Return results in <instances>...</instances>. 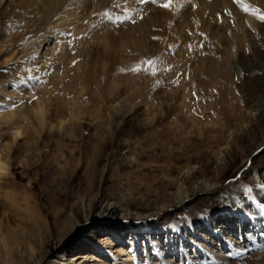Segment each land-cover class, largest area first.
I'll return each instance as SVG.
<instances>
[{
    "label": "rangeland",
    "instance_id": "obj_1",
    "mask_svg": "<svg viewBox=\"0 0 264 264\" xmlns=\"http://www.w3.org/2000/svg\"><path fill=\"white\" fill-rule=\"evenodd\" d=\"M214 1L0 0V236H20L14 264L30 247L42 264H264L261 238L247 240V213L264 216V173L249 154L264 112L249 116L242 81L204 66L221 34ZM43 100L40 129L31 110ZM201 182L218 184L217 197L202 199ZM180 185L204 212L234 199L231 229L217 217L193 226L173 206ZM106 202L131 218L100 226Z\"/></svg>",
    "mask_w": 264,
    "mask_h": 264
},
{
    "label": "bare ground",
    "instance_id": "obj_2",
    "mask_svg": "<svg viewBox=\"0 0 264 264\" xmlns=\"http://www.w3.org/2000/svg\"><path fill=\"white\" fill-rule=\"evenodd\" d=\"M210 6L216 13L218 11L217 15L219 14L220 20V27L218 28L221 34L213 33L211 35V38H214V44L213 46L211 45L212 49H210L208 53L206 52L203 55L205 56L204 66L206 70H208L212 74L223 72L227 75L228 73L229 75L237 77L240 79V81H242L241 85L238 86V88L240 90L242 89V87L246 88V90H244V92L246 93L245 101H247V104L250 105V108L248 110L249 116L253 117L254 115H256V113L264 112V22L260 21L257 16L253 15L252 13L253 10L258 9L261 14H264V0H215L214 3H212V5ZM246 7L249 9L248 11H245ZM204 9L203 11H205ZM74 14L76 15V13ZM211 24H213V22ZM213 28L215 27L213 26ZM48 41L49 39L46 40V42ZM207 44H209V42H207ZM44 48L47 47L45 46ZM65 56L69 57L70 55L67 53ZM35 106V108L31 110L33 115V119L31 121H37L38 127L40 129H43L44 126H48V124L50 123L49 114L51 112V104L50 102H48V100H43L40 102V104ZM61 122L63 121L61 120L60 123ZM247 126L248 124L242 125L243 128H246ZM36 132L39 136H41V130L36 129ZM21 134L22 131L20 129H17L14 133V138L16 139ZM255 145L257 146L256 149L253 152L249 153L251 155V161L256 169H258L261 173H264V141H262V143L255 141ZM8 168V156H2L0 154V177L6 175V171ZM200 185V194L202 195V199L208 201L212 198L217 197L218 184L201 182ZM234 187L239 188V184L236 183ZM230 199L234 203H229L223 210V212H204V210L201 209L200 206V197L190 194L186 187L180 185L178 194L174 199L173 206H181L186 208L192 214L193 226L196 225V227H203L207 230H210L212 229V224L214 223L211 220L216 219L217 217L218 220H223V223L219 224L217 227L230 230V223L232 222L231 220L234 216L239 214L238 210L239 208H241L238 207L234 199ZM100 214L101 219L99 221V225L105 227L108 225V223L130 219L132 213L129 209L120 206L116 202H106L101 206ZM247 215H249V217H251L252 219L251 231L253 234L252 235L251 233H248L247 237H249V239L247 238V240H256L258 239V237H260V242L264 244V223L260 221L264 218V216H261V213H259L256 207L253 208L252 212L247 213ZM150 216L151 215L147 214V216L145 217ZM260 216L262 218H260ZM241 218L242 220H240V222H244V220L246 219L245 214ZM226 222H228L229 224L226 225ZM175 224L176 223L173 222L171 224V228L174 229ZM217 231H215L216 235H218ZM74 232L75 230L72 231V234ZM226 241L234 242V237L228 236L226 237ZM239 243H245L246 245H248V241H246V238L242 239V241H240ZM20 244L21 238L18 233L14 231L2 233L0 236V264H14L12 260L16 256L15 248L19 247ZM29 250L30 256H28V258H23L22 260H20L21 262L19 264H42L41 260H38V258H34L33 256L34 252H36L35 248L30 247ZM88 256L89 255H87L86 253L77 254L73 258V260H78L79 258L85 259ZM187 256L189 255L187 254ZM191 256L193 255H190V257ZM253 258L254 261L251 264H262V262L258 261L259 259L257 255L254 254ZM17 260H19L18 257Z\"/></svg>",
    "mask_w": 264,
    "mask_h": 264
},
{
    "label": "snow or ice",
    "instance_id": "obj_3",
    "mask_svg": "<svg viewBox=\"0 0 264 264\" xmlns=\"http://www.w3.org/2000/svg\"><path fill=\"white\" fill-rule=\"evenodd\" d=\"M141 2H145V3H147V2H149V0H141ZM152 2H155V0H152ZM170 2H171V0H169V3L162 4L161 7H164V8H168V7H170ZM248 10H249V9L246 7V8H245V11H248ZM252 14H253V15H256L257 18H258L260 21L264 22V14H261V13L259 12L258 9L253 10V13H252ZM103 15L108 16L109 19H111V16L109 15L108 12H104ZM118 19H119V18H118ZM123 19H131V17H129V16H125ZM120 22H122V21H120ZM147 63H151V61H148ZM244 192H245V193H251V192H252V189H251V188H246V189H244ZM237 224H239V221H238V220H237ZM245 238H246V237H245L244 233L242 232L241 228L238 227V228H237V236H236V239H237V240H242V239H245Z\"/></svg>",
    "mask_w": 264,
    "mask_h": 264
}]
</instances>
